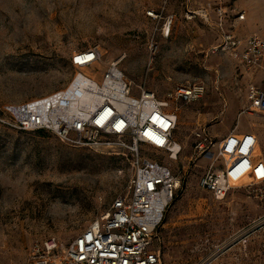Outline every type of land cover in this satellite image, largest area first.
Here are the masks:
<instances>
[{"label": "rangeland", "instance_id": "374dc122", "mask_svg": "<svg viewBox=\"0 0 264 264\" xmlns=\"http://www.w3.org/2000/svg\"><path fill=\"white\" fill-rule=\"evenodd\" d=\"M218 4L227 9L226 28L241 38H264V0H0V264H24L30 246L46 238L67 245L127 192L129 156L73 148L45 130H18L5 111L64 88L74 73L71 54L94 46L102 57L85 74L100 82L108 63L124 55L118 67L132 83L131 95L144 86L168 101V110L178 108L172 137L183 150L177 160L139 149L181 178L153 243L162 260L196 264L261 215L252 191L233 186L216 201L200 187L215 150L192 156L198 126L215 138L249 131L258 147L253 136L230 135L221 150L233 154L240 144L242 152L254 150L260 156L254 180L264 178V118L246 112L247 87L264 89V72H248L224 53L208 54L217 33L202 17L186 19L188 10L208 8L214 23ZM237 11L245 19L234 23ZM180 84H202L204 94L194 103L170 102L167 93ZM246 260L260 264L256 248H248Z\"/></svg>", "mask_w": 264, "mask_h": 264}, {"label": "built area", "instance_id": "2783aa9c", "mask_svg": "<svg viewBox=\"0 0 264 264\" xmlns=\"http://www.w3.org/2000/svg\"><path fill=\"white\" fill-rule=\"evenodd\" d=\"M213 11L214 23L208 8L186 12L187 20L202 17L217 33L219 41L210 47L208 54L224 53L248 72H264V38L256 34L241 38L225 27L226 7L218 4ZM235 16L234 23L243 21L245 12L237 11ZM170 24L171 19L166 24V36ZM149 50L154 56L156 45L151 44ZM101 57L96 46L74 51L69 58L74 73L64 88L25 104L5 107L11 115L10 125L18 130H45L73 148L129 156L131 168L127 192L117 196L84 232L67 245L53 237L34 242L24 264H163L153 243L159 241L158 230L181 189V178L167 166L141 155L139 149L145 146L177 160L183 150L172 137L178 108L168 110L169 102L158 100L144 86H137L138 96L131 95L132 83L118 67L124 55L108 63L100 82L85 74ZM204 91L202 84H180L167 93V98L170 102L189 104L197 102ZM246 100V112L264 118V89L248 85ZM193 135V157L215 150L212 162L199 180L200 187L216 201L223 200L233 186L243 187L255 193L262 209L259 217L196 263L214 264L226 252L244 247L252 236L264 231V178L254 180V150L242 152L240 144L233 154L223 152L221 143L228 136L217 141L203 127H198ZM253 137L256 148L257 138ZM218 160L222 163L215 169Z\"/></svg>", "mask_w": 264, "mask_h": 264}, {"label": "crops", "instance_id": "0c3cea01", "mask_svg": "<svg viewBox=\"0 0 264 264\" xmlns=\"http://www.w3.org/2000/svg\"><path fill=\"white\" fill-rule=\"evenodd\" d=\"M198 127H201V126H198ZM243 134H252L253 136L256 137V135H254L252 132H249V131L236 132L235 130H231V131L225 133L224 135L220 134L221 136L219 135L220 137H218V138H215L212 136L211 137L214 138L215 140L217 139L219 141V140H221V139H223L229 135H243ZM257 147H258V140H257ZM258 157H260V156H256V154H255V159L253 160L254 168H256V163H257ZM251 247L256 248V250L258 251V257L260 259L259 263L264 264V253H262V252H264V231L259 232L256 235L252 236L250 238V240H248L247 244L244 247L237 246V247H234L233 249H231L230 251L226 252L217 261H215L214 264H246L247 251H248V248L251 249ZM157 249L160 251L162 263L168 264L162 260V253H161L159 244H158Z\"/></svg>", "mask_w": 264, "mask_h": 264}, {"label": "bare ground", "instance_id": "6f19581e", "mask_svg": "<svg viewBox=\"0 0 264 264\" xmlns=\"http://www.w3.org/2000/svg\"><path fill=\"white\" fill-rule=\"evenodd\" d=\"M222 144V143H221Z\"/></svg>", "mask_w": 264, "mask_h": 264}]
</instances>
